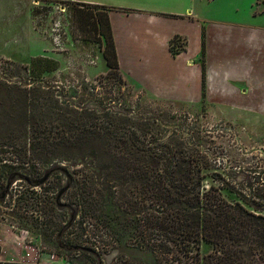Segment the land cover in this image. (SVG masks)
Returning <instances> with one entry per match:
<instances>
[{
  "label": "trees",
  "instance_id": "trees-1",
  "mask_svg": "<svg viewBox=\"0 0 264 264\" xmlns=\"http://www.w3.org/2000/svg\"><path fill=\"white\" fill-rule=\"evenodd\" d=\"M80 5L104 38L107 78L123 83L113 8ZM13 67L0 76L1 199L19 183L43 190V206L20 192L24 211H44L63 254L114 253L112 264H264V195L248 200L233 191L202 151L158 117L117 111L85 88L45 80L55 62ZM224 189L242 203L227 202ZM202 243L213 249L206 258Z\"/></svg>",
  "mask_w": 264,
  "mask_h": 264
},
{
  "label": "rangeland",
  "instance_id": "rangeland-1",
  "mask_svg": "<svg viewBox=\"0 0 264 264\" xmlns=\"http://www.w3.org/2000/svg\"><path fill=\"white\" fill-rule=\"evenodd\" d=\"M99 1H105L99 5L119 10L148 12L144 0ZM175 4L177 15L190 12L196 20L177 18L175 22L162 17V28L169 35L177 31L186 38L171 41L172 53L187 48L183 56L198 57L203 48L207 53L208 44L210 61L224 56L241 59V53L249 54L252 47L264 54V0H177ZM80 8L82 5L71 0H0V76L11 74L14 65H29L31 59L53 61L56 71L44 74L45 80L71 91L85 88L89 95H97L96 99L117 111L127 106L137 116L158 117L167 125L166 131L177 132L186 143L202 151L213 172L233 191L248 200L264 195V114L215 102L207 106L204 100L199 105L161 102L123 77L121 84L107 78L104 38L92 26L93 19L78 12ZM129 10L110 11L118 18L121 29L128 26L120 19L124 13L132 12ZM239 37H244L245 43L237 50ZM201 62L199 58L198 63ZM22 186H14L15 190L4 199L0 191V264H37L41 254H50L64 264H112L114 253L100 258L86 253L63 254L55 245L52 226L48 230L49 217L43 215L44 211H24L27 202L20 192L25 191L33 205L43 206V190L31 191ZM221 194L227 202L242 203L227 189ZM212 251L209 243H202L200 257L206 258Z\"/></svg>",
  "mask_w": 264,
  "mask_h": 264
},
{
  "label": "crops",
  "instance_id": "crops-1",
  "mask_svg": "<svg viewBox=\"0 0 264 264\" xmlns=\"http://www.w3.org/2000/svg\"><path fill=\"white\" fill-rule=\"evenodd\" d=\"M144 1L143 5H148L144 7L148 12L125 9L132 12L124 13L125 16L121 17L120 20L128 23L123 29L118 24V18L111 13L113 10L122 11L112 7L110 12L109 21L118 67L127 83L161 102L199 105L204 100L207 106L215 102L220 106H234L236 109L245 107L254 114H264L262 50L252 47L248 50L249 54L241 53V59L224 56L216 61H210L208 44L207 53L203 48L198 57L183 56L187 48L182 52L172 53L169 49L171 41L177 37H185L178 35L177 31L169 35L170 33L162 28V17H168L175 22L177 18L191 21L196 19L190 16V12L182 16L177 15V0ZM71 2L93 5L105 3L99 0ZM244 43L245 38L239 37L237 50H240ZM199 58H202L200 64ZM37 264L64 263L61 260L55 261L50 254H41Z\"/></svg>",
  "mask_w": 264,
  "mask_h": 264
}]
</instances>
